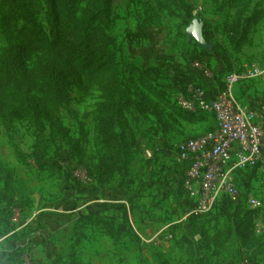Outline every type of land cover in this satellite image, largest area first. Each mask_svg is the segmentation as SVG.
I'll list each match as a JSON object with an SVG mask.
<instances>
[{
	"label": "rangeland",
	"instance_id": "1",
	"mask_svg": "<svg viewBox=\"0 0 264 264\" xmlns=\"http://www.w3.org/2000/svg\"><path fill=\"white\" fill-rule=\"evenodd\" d=\"M144 1L155 8L156 15L146 10ZM161 1L112 0L111 32L128 61L162 67L152 80L153 90L138 80L133 90L152 99L167 119L170 126L163 124L166 142L154 131L152 117L119 116L116 130L129 141L127 169L102 185L93 173L100 148L94 127L102 101L96 84L81 92L70 82L69 102L51 126L44 119L0 118V264H53L58 256L65 264H264V173L247 169L237 177L240 190L261 197V208L251 210L244 197L238 202L222 199L212 211L190 219L185 214L193 199L180 181L182 164L168 152L172 141L203 133L211 122L209 115L197 107L190 109L186 98L178 95L170 71L188 68L194 58L201 57L203 63L193 65V70L201 75L210 100L228 71L210 51L213 43L227 45L223 24L233 10L219 8L225 0H190L193 9L187 18V6L173 5L174 11L169 12L160 9ZM25 2L48 33L45 1ZM253 2L264 5V0ZM192 20L204 24L211 40L203 36L208 48L188 36L186 28ZM134 33L138 37L129 41ZM250 40L241 56H231V70L254 60L264 62V19ZM6 43L7 33L0 24V50ZM36 59L29 58L30 68ZM243 85H239L240 93L258 103V117L264 121V74ZM106 195L116 201H91ZM118 199L128 200L129 225L137 237L121 233L110 239L100 225L90 224L92 219L80 226L78 215L83 211L117 214L114 205L124 204ZM80 205L84 207L77 208ZM235 212L254 227L259 245L247 249L235 234L219 247L205 245L200 232L213 234ZM35 240L40 244L33 246Z\"/></svg>",
	"mask_w": 264,
	"mask_h": 264
},
{
	"label": "trees",
	"instance_id": "2",
	"mask_svg": "<svg viewBox=\"0 0 264 264\" xmlns=\"http://www.w3.org/2000/svg\"><path fill=\"white\" fill-rule=\"evenodd\" d=\"M44 1L48 33L25 0H0V24L7 33V43L0 50V118L44 119L51 126L58 121L60 110L69 102L70 82L81 92L96 84L102 101L94 127L95 140L100 148L93 173L98 182L107 184L116 174L127 169L129 141L116 130L119 116L130 114L136 119L152 117L154 131L161 135L163 143L166 142L163 124L170 126L167 119L152 99L133 90L135 80L153 90L152 80L162 73V67L158 64L137 65L123 57L117 38L111 32L112 0ZM142 4L156 15L151 4L145 1ZM180 4L188 7L186 17L189 18L193 9L190 0H162L159 7L173 12L172 6ZM225 6L233 10L223 24L228 47L213 43L210 55L223 63L229 72L233 66L231 56L242 52L244 45L251 41V32L264 19V5L253 0H225L219 8L224 9ZM203 36L206 41H211L204 30ZM137 37L138 34L134 33L129 41ZM31 56L37 58L33 68L27 63ZM194 59L203 63L201 57ZM170 77L177 92L185 93L190 83L204 88L201 75L188 68H174ZM198 111L210 116L209 129L183 139L198 137L217 126L214 112ZM222 199L236 202L228 197ZM125 201L128 207L114 205L117 214H109L107 210L104 213L92 210L80 212V226L92 219L90 224L100 225L110 239L121 233L137 237L129 225L130 206L128 200ZM193 217L190 216V219ZM233 234L247 249L259 245L254 227L237 212L230 215L227 223L213 234L200 232L205 245L213 247L221 246ZM38 244L40 241L37 240L32 243L33 246ZM67 258H72V254H68ZM61 261L67 263L61 256L52 263Z\"/></svg>",
	"mask_w": 264,
	"mask_h": 264
},
{
	"label": "built area",
	"instance_id": "3",
	"mask_svg": "<svg viewBox=\"0 0 264 264\" xmlns=\"http://www.w3.org/2000/svg\"><path fill=\"white\" fill-rule=\"evenodd\" d=\"M263 74L264 62L254 60L226 72L222 87L210 100L204 88L195 83H190L185 93H178L186 98L190 109L214 112L217 121L215 129L195 138L172 141L168 149L170 157L182 164L180 181L193 199L186 217L212 211L222 197L236 202L244 197L251 210L262 207L260 196L240 190L237 177L247 169L264 173V121L258 117V103L240 99L235 88ZM145 154L150 157L148 149ZM119 202L128 207L125 200Z\"/></svg>",
	"mask_w": 264,
	"mask_h": 264
},
{
	"label": "crops",
	"instance_id": "4",
	"mask_svg": "<svg viewBox=\"0 0 264 264\" xmlns=\"http://www.w3.org/2000/svg\"><path fill=\"white\" fill-rule=\"evenodd\" d=\"M227 47H228V44L226 45ZM241 54L242 53H240L239 54V56H241ZM125 59H129V58H125ZM134 63H136V62H134ZM137 65H147V63L146 64H138V63H136ZM151 64V63H150ZM186 67H188V69H190L191 71H194L193 70V64L192 65H187ZM185 68V67H184ZM198 73V72H197ZM203 79V78H202ZM204 83V82H203ZM222 87V84L220 85V86H215V88L213 89V93H215V92H217L218 91V89H220ZM243 87H244V90L245 89H247L248 91H250V88H247V85H243ZM239 88H240V86H237L236 88H235V94L240 98V99H247V98H245L246 97V94H241L240 93V91H239ZM114 199H111L109 196H105L104 198H101V199H98V198H94L93 200H91L92 202H95V203H97V202H104V203H110V202H112ZM120 200H123V199H118V201H120ZM114 201H116V200H114ZM84 207V205H80V206H78L77 208H79V209H82ZM93 211V210H92Z\"/></svg>",
	"mask_w": 264,
	"mask_h": 264
},
{
	"label": "water",
	"instance_id": "5",
	"mask_svg": "<svg viewBox=\"0 0 264 264\" xmlns=\"http://www.w3.org/2000/svg\"><path fill=\"white\" fill-rule=\"evenodd\" d=\"M203 27L204 24L197 20H192L189 26L186 28L188 36L193 35L202 48H208L206 41L203 38Z\"/></svg>",
	"mask_w": 264,
	"mask_h": 264
}]
</instances>
